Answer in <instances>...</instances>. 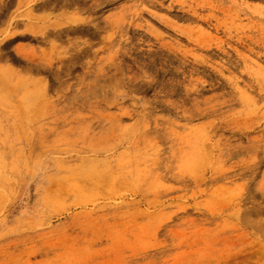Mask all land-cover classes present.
I'll return each instance as SVG.
<instances>
[{"label": "rangeland", "instance_id": "374dc122", "mask_svg": "<svg viewBox=\"0 0 264 264\" xmlns=\"http://www.w3.org/2000/svg\"><path fill=\"white\" fill-rule=\"evenodd\" d=\"M0 264H264V0H0Z\"/></svg>", "mask_w": 264, "mask_h": 264}]
</instances>
